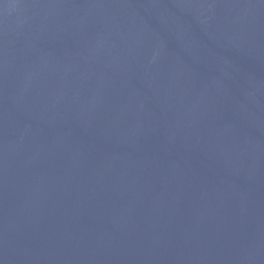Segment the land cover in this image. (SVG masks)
I'll return each instance as SVG.
<instances>
[{"label": "water", "instance_id": "obj_1", "mask_svg": "<svg viewBox=\"0 0 264 264\" xmlns=\"http://www.w3.org/2000/svg\"><path fill=\"white\" fill-rule=\"evenodd\" d=\"M0 264H264V0H0Z\"/></svg>", "mask_w": 264, "mask_h": 264}]
</instances>
